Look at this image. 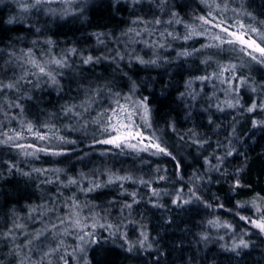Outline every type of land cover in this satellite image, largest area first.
I'll list each match as a JSON object with an SVG mask.
<instances>
[{
  "label": "snow or ice",
  "instance_id": "obj_1",
  "mask_svg": "<svg viewBox=\"0 0 264 264\" xmlns=\"http://www.w3.org/2000/svg\"><path fill=\"white\" fill-rule=\"evenodd\" d=\"M9 4L0 29L24 31L0 39V181L18 175L40 194L0 206V264H101L117 241L159 252L134 212L164 198L202 217L205 247L240 256L253 236L264 243V186L249 178L239 119L264 132V5L109 0L130 9L127 27L60 47L53 28L87 20L90 0H0ZM162 76L177 104L163 112L150 91Z\"/></svg>",
  "mask_w": 264,
  "mask_h": 264
},
{
  "label": "trees",
  "instance_id": "obj_2",
  "mask_svg": "<svg viewBox=\"0 0 264 264\" xmlns=\"http://www.w3.org/2000/svg\"><path fill=\"white\" fill-rule=\"evenodd\" d=\"M95 7H91L86 13L87 20L73 21L64 24L60 29L53 28L56 32L54 37L62 42L60 47H64L65 43H75L81 47H91L95 45V39L91 37V33L97 31H115L117 34L127 27V24L121 21L128 20L131 15L130 9L121 6L119 10L116 7L109 6V0H96L93 3ZM264 5V0H257V7ZM3 11L0 12V19H6L10 11V4L2 6ZM5 28L13 29L12 31H4L0 29V39L7 42L9 36L22 35L24 31L23 25L4 26ZM3 45H0L2 47ZM103 71V69H97ZM163 72V69L160 70ZM144 75V73H141ZM156 74L153 73V76ZM158 80H163L164 84H157L150 89L156 97V107L162 112L167 111L169 107L176 108L174 103V90L169 88L168 92L162 94V89L166 86L167 76L156 77ZM147 94V93H146ZM49 98L55 100V96H45V101ZM221 122L225 125L229 124L231 117L228 115H220ZM235 115V114H233ZM240 125L246 128L244 134L245 148L248 155V169L250 180L259 188L264 186V132L256 129L253 130L247 124L245 117H240ZM200 124H205L206 121L201 119ZM184 127H192V123L183 125ZM206 128H201V131H206ZM253 131L255 135L253 136ZM181 151L187 152L181 148ZM7 155L4 159H7ZM121 160L127 161L126 166H130V160L127 157H121ZM193 161L189 157V163ZM97 163L99 161L97 160ZM237 166L242 161H236ZM137 167H140L137 163ZM171 165H169V168ZM147 171V169H145ZM11 182L0 181V206H12L17 202L23 203L25 198L32 195L35 199L40 193L33 187L25 188L21 178L16 175L10 178ZM223 182L212 187L213 192H219ZM146 190L141 189L143 194ZM162 203L166 204L165 208H155L151 204L141 202L140 206L134 212V215H142L143 221L151 232V237L154 241H158L159 252L154 249L148 252L141 251L139 253L129 254L119 246L120 241L115 244L109 242L105 245L106 251H102L98 255L101 264H154L156 259L160 260V264H264V243L253 236L255 247L246 250V254L240 256L234 253L223 250L216 242H211L205 247L202 243H198V238L195 235L200 231L196 227L202 218L195 214V210H182L176 206L168 204L167 198H164ZM135 207V206H134ZM171 217V220H169ZM134 238V237H133ZM151 253V254H149Z\"/></svg>",
  "mask_w": 264,
  "mask_h": 264
},
{
  "label": "rangeland",
  "instance_id": "obj_3",
  "mask_svg": "<svg viewBox=\"0 0 264 264\" xmlns=\"http://www.w3.org/2000/svg\"><path fill=\"white\" fill-rule=\"evenodd\" d=\"M95 2H96V0H90L91 4H93ZM2 6H5V5H0V12L4 10V8H2Z\"/></svg>",
  "mask_w": 264,
  "mask_h": 264
}]
</instances>
